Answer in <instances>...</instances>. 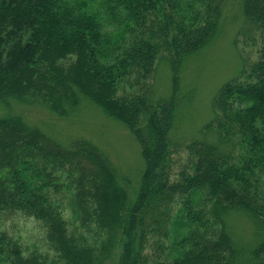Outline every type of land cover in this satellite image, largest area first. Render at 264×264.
Returning <instances> with one entry per match:
<instances>
[{"label":"trees","instance_id":"obj_1","mask_svg":"<svg viewBox=\"0 0 264 264\" xmlns=\"http://www.w3.org/2000/svg\"><path fill=\"white\" fill-rule=\"evenodd\" d=\"M236 5L259 58L220 89L175 180L183 63ZM165 61L167 97L154 86ZM14 98L62 118L88 98L124 123L145 161L133 198L99 145L56 140ZM0 107V264H264V0H0ZM236 214L253 221L254 245L236 241ZM15 217L38 221L57 255L27 251L7 227Z\"/></svg>","mask_w":264,"mask_h":264},{"label":"rangeland","instance_id":"obj_2","mask_svg":"<svg viewBox=\"0 0 264 264\" xmlns=\"http://www.w3.org/2000/svg\"><path fill=\"white\" fill-rule=\"evenodd\" d=\"M243 21L240 7L236 5L231 14L221 22L217 36L183 63L181 93L185 100L179 107L171 129L172 139L178 146L173 153L172 176L175 180L189 162L190 156L186 147L189 140L201 136L203 127L215 117L214 99L220 89L228 81L240 77L242 70L250 68L259 58L260 37L258 35L256 40H249L250 36H244L242 31L246 26H243ZM155 79L156 93L163 97L169 96L172 93V73L168 62L160 64ZM11 106L14 111L22 113L28 121L39 125L46 133L64 144L74 137H85L99 145L116 165L119 178H129L127 188L130 199L133 198L144 171L145 161L140 143L124 123L110 117L88 98L82 99L75 115L70 118H62L42 104L26 103L15 98L12 99ZM4 111L0 107V114ZM236 151L237 157L247 152L242 144L237 146ZM238 160L241 162V157ZM73 222L78 225L71 210V223ZM230 225L240 245L247 247L255 244L256 229L248 216L232 215ZM7 227L27 251H35L51 259L57 255L44 228L34 218H12L8 220ZM81 229L90 238L98 234L94 228V232ZM156 241L154 236L148 238L147 252H153Z\"/></svg>","mask_w":264,"mask_h":264}]
</instances>
